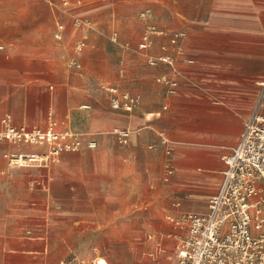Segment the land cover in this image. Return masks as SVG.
<instances>
[{"label":"crops","instance_id":"0c3cea01","mask_svg":"<svg viewBox=\"0 0 264 264\" xmlns=\"http://www.w3.org/2000/svg\"><path fill=\"white\" fill-rule=\"evenodd\" d=\"M72 1L88 25L54 14L52 2L0 0V130L6 116L14 125L46 127L52 114L60 129L97 142L64 151L50 167L14 169L5 153L44 148L0 142V264H60L72 256L73 235L108 231L116 218L138 227L143 217L164 213L172 231L167 214H207L223 179V156L239 142L262 90L264 0H134L132 10H151L142 19L146 27L186 36L184 54L171 67L150 64L137 37L113 31L126 64L120 74L127 75L109 84L140 95L132 111L97 102L108 90V69L98 78L66 61L74 42L89 44L99 35L93 25L108 21L101 13L111 0ZM59 22L66 25L61 38ZM24 23L35 27L24 31ZM168 35L154 36L150 55H160L164 44L175 51ZM160 77L177 79L173 92ZM120 128L131 129L126 143L118 139ZM158 223L151 221L152 232H162Z\"/></svg>","mask_w":264,"mask_h":264},{"label":"built area","instance_id":"2783aa9c","mask_svg":"<svg viewBox=\"0 0 264 264\" xmlns=\"http://www.w3.org/2000/svg\"><path fill=\"white\" fill-rule=\"evenodd\" d=\"M65 8L73 6L72 0H62ZM151 10L141 13V18L149 19ZM81 18V19H80ZM75 23L79 26L88 25L82 16ZM64 26H60L57 38L62 37ZM168 35L155 24H148L138 43V49L144 53L152 65L164 63L177 67L184 54L180 40L186 36L184 31L170 33V45L175 51L170 52L167 44L161 46L162 53L150 55L154 36ZM115 32L113 40L118 41ZM85 40L76 45V54H81ZM192 62V59L188 60ZM73 65L80 66L76 61ZM172 86V92L178 85L177 79L158 78ZM262 87L255 110L245 123L239 142L231 152L223 156L226 168L218 191L209 203V212L205 215L184 214L168 215L173 237L176 240V258L172 264H264V80L259 82ZM111 92L113 109L132 111L140 104V95L128 91H120L117 87H108ZM0 142L35 145L44 150L5 153L4 157L9 168L18 167H50L59 160L64 151H79L85 145L82 137L70 129H60L59 121L51 114L46 127L14 125L11 116L2 120ZM122 143L128 142L130 128L116 131ZM162 141L167 138L162 136ZM87 147L95 148L97 142L90 139ZM0 168V174H3ZM73 261L63 260L60 264H72ZM88 264H110L105 256H95Z\"/></svg>","mask_w":264,"mask_h":264},{"label":"rangeland","instance_id":"374dc122","mask_svg":"<svg viewBox=\"0 0 264 264\" xmlns=\"http://www.w3.org/2000/svg\"><path fill=\"white\" fill-rule=\"evenodd\" d=\"M52 2L53 13L56 15L67 14L72 17L75 23L76 19L81 17L73 7L65 8L62 5V0H36ZM108 1V0H107ZM134 0H111L106 4L108 7L106 11L101 14H109L108 21L104 25H93L95 33L99 34L93 40L92 43L85 44L81 54H77L75 57V46L80 43L76 41L70 47L72 53L66 58V61L73 65L75 61L81 65V69H90L94 71V75L100 78L106 76L105 72L108 69L110 80L105 81L108 84L105 86L112 87L109 83H114L115 80L124 79L127 75L120 74L121 67H126V64L121 65V57L117 54V49L120 47L112 40L113 31H118L120 35L126 34L129 39L138 38L140 40L143 32L146 29V24L141 13L149 7H142L138 10H132L130 5ZM113 2V4H111ZM82 3H84L82 1ZM32 12L36 13L37 17L44 18V9L36 8L32 9ZM152 17V13L150 15ZM81 19V18H80ZM83 19V17H82ZM86 19V18H84ZM137 21H143L144 26ZM63 25L59 22L57 28ZM65 29H66V25ZM32 27L30 23H24L22 30L29 31ZM137 29V31H136ZM57 30V29H56ZM56 31L54 32V34ZM101 33V34H100ZM133 37V38H132ZM64 38V37H63ZM131 41V40H130ZM114 43V44H113ZM3 43L0 42V45ZM74 53V56H71ZM98 81H101L100 79ZM104 94H100L97 97V102H107L111 107V94L105 91ZM89 139V138H88ZM87 140V139H86ZM85 140V141H86ZM86 144V142H85ZM54 165V164H52ZM145 211V210H144ZM164 213H160V216L156 219L152 216L143 217L138 227H130L131 218H116L110 225L112 228L108 231L94 230L87 228L80 233L73 235L75 241V248L72 251V256L69 261H73L72 264H88L90 260L99 254H106L111 259V264H172L176 258L175 244L176 240L171 235L173 231L166 223ZM169 215V214H167ZM159 221L158 227L162 232H152L151 221ZM88 223H86L87 225ZM125 225H127L125 227ZM103 229V228H101Z\"/></svg>","mask_w":264,"mask_h":264}]
</instances>
